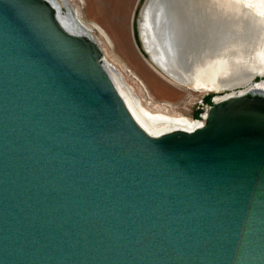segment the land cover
Returning <instances> with one entry per match:
<instances>
[{"label":"water","instance_id":"obj_1","mask_svg":"<svg viewBox=\"0 0 264 264\" xmlns=\"http://www.w3.org/2000/svg\"><path fill=\"white\" fill-rule=\"evenodd\" d=\"M69 23L0 0V264H264L259 83L152 136Z\"/></svg>","mask_w":264,"mask_h":264},{"label":"rangeland","instance_id":"obj_2","mask_svg":"<svg viewBox=\"0 0 264 264\" xmlns=\"http://www.w3.org/2000/svg\"><path fill=\"white\" fill-rule=\"evenodd\" d=\"M69 1H72L71 8L74 11L75 6L80 4L87 26H92L94 30L92 35L102 49L106 66L122 74L132 95L147 110L157 111L156 109L161 105L170 110L171 114L181 115L196 122H205L209 112L221 102H218V99L235 94L234 91H245L255 83H259L258 86L264 84V74L256 76L247 87L242 86L234 90L201 91L195 85L176 84L153 66L151 55L143 45L138 20L146 0ZM161 2L167 17L172 21L169 22L172 25L171 44L175 46L176 56L184 57L182 60L185 62L193 55L195 56L193 62L198 56L201 57L199 59L201 61L207 55L205 52L207 50L217 56V49L225 50V45L226 53L233 52L235 49L231 47L235 44L246 47L251 45V41H256V37L260 35L251 32V28L248 24L245 25V22L242 24L230 13L217 9L215 3L209 8L206 7L205 0H162ZM95 25L107 32L112 46L104 42L100 33L94 29ZM223 33H226L225 36ZM218 38L223 39L221 41ZM234 38H238L239 43L234 42Z\"/></svg>","mask_w":264,"mask_h":264},{"label":"bare ground","instance_id":"obj_3","mask_svg":"<svg viewBox=\"0 0 264 264\" xmlns=\"http://www.w3.org/2000/svg\"><path fill=\"white\" fill-rule=\"evenodd\" d=\"M61 1L62 4L60 5L56 0L65 17L69 18L71 15L77 21V23H69V29L74 33L94 38L92 35L94 30L92 26H87L88 23L82 15L80 4L77 3L78 5L75 6L74 11L71 8L72 1ZM80 1L83 2L84 0ZM161 1L162 0H148L143 17L141 18V36L145 48L151 55L153 66L173 82L182 86L195 85L201 91H219L242 86L247 87L252 82L254 76L264 74V0H205L206 7L210 8L215 3L217 9L227 14L230 13L232 17L236 18L238 21L240 20L239 22L241 23L245 22V25L248 24V27L251 28V32H256L260 35L256 37V41H251V45H246V47L235 44L231 47L233 50L235 49L233 52L226 53V45L225 50L217 47L219 49H217V56L210 50H207L205 51L207 55H205L201 61H199L201 57H196L195 62H193L195 59L194 55L186 62L182 60L184 57L179 58L176 56L175 46L171 44L170 38L172 25H170L169 22L172 21L167 17V13ZM64 7L67 9L68 13L63 9ZM94 29L100 33L104 42L112 46V41L107 32L96 25ZM208 33L210 34V32ZM220 39L222 41L223 38ZM96 42L99 49L102 50L97 40ZM234 42L239 43V39L234 38ZM207 52H209V54ZM106 67L114 79L130 112L138 124L152 136L158 137L176 130L193 132L204 126L205 122H196L181 115L171 114L170 110L161 105L156 109L157 111L145 109L130 92L122 74L118 70L114 72L109 69L108 66ZM258 87L264 90V84ZM249 89H251V87ZM246 90L241 93L243 94ZM234 95L235 94H231L223 99H218V102L227 100Z\"/></svg>","mask_w":264,"mask_h":264},{"label":"flooded vegetation","instance_id":"obj_4","mask_svg":"<svg viewBox=\"0 0 264 264\" xmlns=\"http://www.w3.org/2000/svg\"><path fill=\"white\" fill-rule=\"evenodd\" d=\"M57 1L59 2L60 5L62 4V1L61 0H57ZM63 9H65V7Z\"/></svg>","mask_w":264,"mask_h":264}]
</instances>
